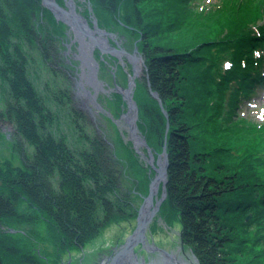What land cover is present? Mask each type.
Listing matches in <instances>:
<instances>
[{
	"label": "trees",
	"instance_id": "16d2710c",
	"mask_svg": "<svg viewBox=\"0 0 264 264\" xmlns=\"http://www.w3.org/2000/svg\"><path fill=\"white\" fill-rule=\"evenodd\" d=\"M84 1L82 14L127 34L125 47L135 43L143 57L137 126L155 153L165 146L168 155L162 220L178 223L199 264H264V123L236 111L264 89V0H220L201 10L199 0ZM66 37L67 26L41 0H0L8 91L0 118L15 127L19 158L0 157V264H59L84 252L113 225L135 219V202L147 192L149 168L120 132L123 161L87 135V145L72 148L51 131L55 114L31 79V51L61 58ZM116 64V82L125 84L128 69ZM109 97L117 116L121 95Z\"/></svg>",
	"mask_w": 264,
	"mask_h": 264
},
{
	"label": "rangeland",
	"instance_id": "374dc122",
	"mask_svg": "<svg viewBox=\"0 0 264 264\" xmlns=\"http://www.w3.org/2000/svg\"><path fill=\"white\" fill-rule=\"evenodd\" d=\"M74 1L76 3L77 12L81 13L80 10L81 8H83V3H85V1ZM199 1L200 2L198 10H201L204 5L207 6L217 4L220 0ZM143 7L145 8L144 11L149 17L151 15H154L155 10L151 6V4H145L143 5ZM88 10L89 12L91 11V7L89 5ZM81 15H83L87 19L90 27H93L94 21L98 25V21L92 14V12H90L87 16L82 13ZM66 26L67 37L62 42L63 48H61L60 51L61 58L59 57V55H55V57L51 58L50 61H45L39 51H31L34 57L30 67L31 79L36 90L38 91L48 108L55 114V120L53 126L51 127V131L56 137H64L68 145L72 148L82 147L83 143L86 141L84 140V142H82V139L87 135L90 139L97 141L98 144H100L104 148L111 150L113 157H116L118 160L123 161L124 154L122 153L119 146H117L116 141L117 131L120 132L121 135H123L125 142H129L131 144L137 155L145 162V166L149 168V185L150 180L155 175V171L152 169L150 162L147 160V149L143 146H140L139 149L136 147L138 149L137 151L134 147L133 141L129 138L127 126L124 122V119L122 118V115L127 111L126 101L121 96L124 104L121 107L119 115L114 116L112 112L113 105H111L109 100V95L111 94V92L115 91L117 93L115 87L116 85L127 87L128 78L129 80L132 79V75L135 78H139L141 76L144 66L143 62H141V71L139 75H135V65L133 62L129 61V58L126 55L116 57L115 55H112L110 53L101 52L97 47H94L93 55L98 62L97 76L99 81L101 82L102 89L96 93V103H93L86 94L85 86L82 85L83 87H81V85L78 83L81 73V62L74 57V53L78 51V42H74L73 40L75 35L73 29L68 25ZM98 27L112 34L111 36H103L104 38L108 39L107 41L111 46L116 47L117 49H123L130 55H134L136 49L138 51L137 56L141 55L135 43L128 47H125L123 41H125L127 38L129 42H131L132 38H129L124 32L118 34L110 32L105 28L100 27L99 25ZM87 39L89 40V38ZM64 44L66 45L64 46ZM142 59H140V61ZM117 62L123 65L124 68L126 67L128 69L127 80L125 84L116 82L114 70ZM102 64H105L103 70H101ZM135 78L133 81L136 83ZM6 87L7 86H5L4 82L0 78V112L5 111L6 105L8 103V91ZM59 89H65L66 93L68 94V100H66L65 102H61L58 100V98L60 97L58 92ZM73 111H79L80 117L77 119L74 117L71 118V116L73 115ZM236 111L239 117L245 118L248 121H254L257 124H263L264 89L259 90L257 94L251 97V99L244 101L240 105V109ZM14 131L15 127L11 122H9L6 118H0V157L2 159L9 158L11 160H13V158L15 157L14 161L18 164L19 158L16 157V152L14 151V148H12L13 141L15 140ZM140 135L143 136L141 133ZM85 145H87L86 142ZM147 145L153 154V163L155 164V166H158L157 160L158 157L163 154V149L161 152L155 153L148 143ZM128 176L132 178V182L135 181L134 179L136 178L132 174H129ZM128 185L130 186L129 190L133 192V183H129ZM161 187L162 182L157 196H160ZM147 193L148 186L147 192L145 194H142L140 199H137V201L135 202L137 205V209L142 203L143 197L146 196ZM159 212L160 209L154 216L153 220L156 219L160 223L165 224ZM135 225L136 217L133 220L113 225L112 227L107 229L102 236H100L88 246V254L86 255L85 253V257L82 256L84 255V252H72L71 254H66L63 257V261H61V263L59 264H69L68 262H72L71 264H98V262H100L105 255H108L111 252L112 247L118 246L122 242H124L125 238L135 228ZM172 229L176 230L179 234L180 226L178 225V223L174 224V226H172ZM42 245L44 246V248H46V250H52L51 245H49L46 241L45 243L42 242ZM87 249L85 248V251Z\"/></svg>",
	"mask_w": 264,
	"mask_h": 264
},
{
	"label": "water",
	"instance_id": "95a60500",
	"mask_svg": "<svg viewBox=\"0 0 264 264\" xmlns=\"http://www.w3.org/2000/svg\"><path fill=\"white\" fill-rule=\"evenodd\" d=\"M41 4L43 7L49 9L57 20L64 22L72 28L75 34L83 38H89L92 44L101 52L110 53L116 57L126 55L129 61L133 63L134 61L131 59H136L137 61L142 59L141 55L137 56L138 51L136 49L135 54L130 55L123 49H117L111 46L107 41L108 39L103 36H111L112 34L100 29L95 21L93 27H90L87 19L81 13L77 12L74 0H63V5L57 0H41ZM56 13H60L63 18L59 19ZM80 60L81 62L94 63V67L88 75V80L96 84H101L97 76L98 62L94 58L91 47L84 52ZM141 62L144 64L143 59ZM134 74L136 75V73ZM78 83L83 87L80 81ZM115 87L117 93L121 94L122 98L126 101L127 111L122 115V118L127 126L129 138L133 141L134 147L138 151L134 135L135 131H139L137 128L138 105L134 99L135 82L133 81L131 86L128 78L127 87L118 85ZM150 93L158 100L163 112L166 113L157 93L152 90H150ZM86 94L93 103H96L95 96H91L88 91H86ZM130 111L131 117L128 115ZM139 136L141 137L139 139V146L147 149V160L155 171V175L149 182L147 195L143 197V201L137 209L135 228L125 238L124 242L112 247L111 252L105 255L98 264H199L190 249L184 247L182 240L179 238L180 231L178 234L176 230L169 226L160 223L156 219L153 220L166 197L168 155L165 146H163V154L158 157V166H155L153 163V154L147 145L146 139L140 134ZM160 181L162 182L161 193L160 196H157L158 192L155 185ZM148 254H152V256H148ZM68 263L71 264V262Z\"/></svg>",
	"mask_w": 264,
	"mask_h": 264
},
{
	"label": "bare ground",
	"instance_id": "6f19581e",
	"mask_svg": "<svg viewBox=\"0 0 264 264\" xmlns=\"http://www.w3.org/2000/svg\"><path fill=\"white\" fill-rule=\"evenodd\" d=\"M56 16L59 18V19H62V15L60 13H56ZM100 38V37H99ZM101 39V38H100ZM74 42H78V45H77V52L74 53V57L77 59V60H80L82 59V56L84 54V52L89 49L91 47L92 50H94V45L92 44L91 40H88L87 38H83V37H80L78 34H75L74 35ZM100 43L102 45H104V43L102 41H100ZM132 61H134V71L136 73V75H139L140 71H141V61L139 59V61H137L136 59H131ZM81 62V60H80ZM94 67V63H86V62H81L80 64V69H81V73H80V78H79V81L80 83L85 86V90L89 92V94L91 96H95L96 93L101 90L102 88V85L101 84H96V83H93V82H90L88 80V75L90 73V71L93 69ZM134 76L132 75V79H130V83H131V86H132V82L134 80ZM90 88H89V87ZM133 89V88H132ZM129 90V89H128ZM128 115L131 117V111L128 113ZM136 132V131H135ZM134 132V135H135V143H136V147L139 149V139L141 138L139 136L140 132ZM162 181V180H161ZM161 181L156 183V188H157V192L160 190V185H161ZM148 208V207H147ZM150 209V208H148ZM89 249V248H88ZM88 249L85 251L84 250V255H82L83 257H85V253L86 255L88 254ZM72 263V262H71Z\"/></svg>",
	"mask_w": 264,
	"mask_h": 264
},
{
	"label": "flooded vegetation",
	"instance_id": "af4514ba",
	"mask_svg": "<svg viewBox=\"0 0 264 264\" xmlns=\"http://www.w3.org/2000/svg\"><path fill=\"white\" fill-rule=\"evenodd\" d=\"M66 44H64V46H65Z\"/></svg>",
	"mask_w": 264,
	"mask_h": 264
}]
</instances>
